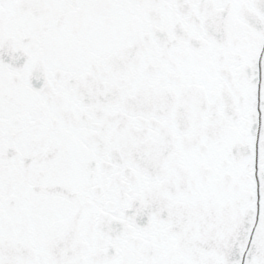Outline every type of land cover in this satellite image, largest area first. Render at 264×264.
Here are the masks:
<instances>
[{
	"label": "snow or ice",
	"instance_id": "snow-or-ice-1",
	"mask_svg": "<svg viewBox=\"0 0 264 264\" xmlns=\"http://www.w3.org/2000/svg\"><path fill=\"white\" fill-rule=\"evenodd\" d=\"M0 264H264V0H0Z\"/></svg>",
	"mask_w": 264,
	"mask_h": 264
}]
</instances>
